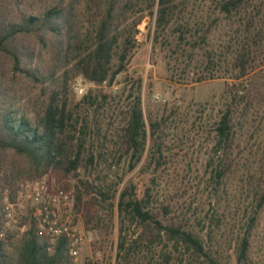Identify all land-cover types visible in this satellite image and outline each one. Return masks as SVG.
I'll return each instance as SVG.
<instances>
[{"label": "trees", "instance_id": "1", "mask_svg": "<svg viewBox=\"0 0 264 264\" xmlns=\"http://www.w3.org/2000/svg\"><path fill=\"white\" fill-rule=\"evenodd\" d=\"M190 1L0 0V264H71L65 240L51 242L38 236L29 210L22 220L27 221L23 233L16 225L4 224V191L8 190L13 201L19 180L32 182L50 174L75 179V212L81 211L89 191L93 194L89 205L116 207L115 264H130L137 254L157 247L164 264L177 255H188L191 264H222L215 245L218 234L229 237L221 229L230 214L225 209L234 196L229 185L238 176L249 201L228 246L233 245L236 264H253L255 233L264 212V158L259 170L252 171L253 162H248V173L240 174V138L234 121L239 96L238 90H231L235 84H229L230 100L212 124L203 183L208 208H194V223L189 213L162 221L160 215L171 214L170 207L158 200L153 187H146L138 197L131 184L117 190L121 178L113 181L107 174L101 177L94 172L108 159L109 169L125 160L128 172L142 161L155 168L164 162V120H150L147 127L140 80L129 94L132 102L122 129L124 150L106 156L97 150L102 144H96L99 138H88L94 129L98 131L88 113L92 110L96 117L117 77L126 72L137 27L147 13L154 18V47L173 48L175 54L180 50L191 60L197 49L202 50L204 69L197 82L216 76L217 62L208 49L212 22H202L195 36L182 17ZM248 2L215 0L214 4L226 18L242 21V32L236 31L242 33L244 42L233 50L228 68L234 81L254 69L263 47L264 22L258 14L243 15ZM76 78L89 85L78 100L72 92ZM94 173L95 178L89 180ZM150 182L155 185L153 178ZM83 217L86 226L93 219L89 212Z\"/></svg>", "mask_w": 264, "mask_h": 264}, {"label": "rangeland", "instance_id": "2", "mask_svg": "<svg viewBox=\"0 0 264 264\" xmlns=\"http://www.w3.org/2000/svg\"><path fill=\"white\" fill-rule=\"evenodd\" d=\"M215 0H191L182 15L184 22L192 28V33L197 36L195 29L201 23L212 24L209 34V47L217 62L215 77L197 82L203 73L204 56L202 50H196L195 58L188 59L181 55V51L153 45L154 18L145 15L138 25V33L135 36L136 43L130 54L125 73L117 77L115 84L108 93V99L104 107L93 117V111L88 113L91 124H96V129L88 138H99L97 143L104 154L121 153L124 150L123 127L125 126L127 111L132 102L129 97L134 84L140 80L141 104L148 127L150 120H164L161 138L163 139L164 162L155 168L154 164L147 167L142 161L133 171L128 172L127 163L122 160L117 166L109 165L111 162H102L94 172L101 177L105 174L109 180L121 182L117 190L128 185L135 187L136 194L141 197L145 188L153 187L159 201L169 204L171 214L160 215L165 222L171 221L183 213L191 216L196 206L208 208L204 187V165L210 148V132L213 122L230 100V87L235 92L238 90L237 109L234 121L237 129L239 143V167L240 174H246L248 162H253V170H259L260 159L264 158V37L261 41L263 47L256 66L246 76L238 80L230 79L229 63L233 54L242 42V21L239 17L226 18L214 8ZM245 10L247 14H258L264 22V0H249ZM259 12L257 13V11ZM188 27V28H189ZM240 29L241 32L236 30ZM199 35V34H198ZM202 55V56H201ZM80 86L83 93H79L74 86ZM89 85L81 78H76L72 84V92L78 100L87 91ZM104 88V87H103ZM104 90H106L104 88ZM229 90V92H228ZM244 101H240V98ZM247 161V163H246ZM247 164V167H246ZM95 173L89 180L95 178ZM117 174V175H116ZM87 177V175H85ZM47 180L52 190L64 189L72 192L74 201L75 179L61 174H50L43 177ZM155 180V185L150 182ZM40 180V179H39ZM19 180L22 184H34L39 181ZM239 182L238 176L231 180L229 192L233 200L226 207L230 212L225 220L222 232H228L229 237L217 236L219 257L222 264H236L233 245L228 246L229 238L242 224L243 209L248 205L246 186ZM242 185V187H241ZM87 193L80 212H75L81 229L89 236V244L86 253L90 254L97 264H115L116 246L118 241V216L116 207L112 210L108 207L89 205L93 194ZM5 195L3 194V200ZM17 196L13 200L15 202ZM3 203V202H2ZM159 204V203H158ZM158 206V205H156ZM29 205L21 204L16 207L17 226L22 223L27 214ZM75 211V209H74ZM92 215V221L86 226L83 214ZM193 219V220H192ZM253 243V264H264V212L260 224L255 233ZM182 258V259H181ZM179 259L181 262H179ZM130 264H164L159 255V247L153 251L137 254L131 259ZM170 264H191L188 255L176 258Z\"/></svg>", "mask_w": 264, "mask_h": 264}, {"label": "built area", "instance_id": "3", "mask_svg": "<svg viewBox=\"0 0 264 264\" xmlns=\"http://www.w3.org/2000/svg\"><path fill=\"white\" fill-rule=\"evenodd\" d=\"M74 89L80 94L83 93V89L78 85L74 86ZM8 193V190L4 191L3 200L6 227L17 223L16 207L28 204L29 216L34 221L38 236L46 237L51 242L64 239L71 264H97L93 257L86 253L90 240L78 223L71 191L52 190L47 180L42 178L34 184H22L15 202L9 200ZM25 228V225H21L18 230L23 233Z\"/></svg>", "mask_w": 264, "mask_h": 264}, {"label": "water", "instance_id": "4", "mask_svg": "<svg viewBox=\"0 0 264 264\" xmlns=\"http://www.w3.org/2000/svg\"><path fill=\"white\" fill-rule=\"evenodd\" d=\"M146 15L148 16L149 14L147 13Z\"/></svg>", "mask_w": 264, "mask_h": 264}]
</instances>
